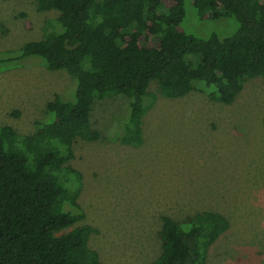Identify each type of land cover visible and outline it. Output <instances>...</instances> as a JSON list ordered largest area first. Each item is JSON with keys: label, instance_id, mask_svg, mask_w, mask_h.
I'll list each match as a JSON object with an SVG mask.
<instances>
[{"label": "trees", "instance_id": "trees-1", "mask_svg": "<svg viewBox=\"0 0 264 264\" xmlns=\"http://www.w3.org/2000/svg\"><path fill=\"white\" fill-rule=\"evenodd\" d=\"M35 2L57 16L41 39L0 57V66L35 57L76 86L73 97L57 94L46 103L33 132L0 125V264H104L89 244L97 230L82 224L83 174L71 164L77 140L101 137L91 124L95 102L127 98L117 137L134 147L144 141L142 120L158 97L196 91L230 105L247 80H264V0ZM189 7L200 22L227 18L236 27L227 35L191 32ZM228 229L219 212L162 215L160 253L151 264H206L210 246Z\"/></svg>", "mask_w": 264, "mask_h": 264}, {"label": "rangeland", "instance_id": "rangeland-1", "mask_svg": "<svg viewBox=\"0 0 264 264\" xmlns=\"http://www.w3.org/2000/svg\"><path fill=\"white\" fill-rule=\"evenodd\" d=\"M187 10L185 25L196 34L227 35L236 27L227 18L200 22ZM56 16L38 11L35 0H0V57L41 39ZM37 59L0 66V125L22 134L46 117L49 100L73 97L76 86L65 71H49ZM127 109L126 97L96 101L91 124L101 137L77 140L71 161L83 174L82 224L97 230L89 244L104 264H151L160 253L162 215L182 220L203 211L229 221L206 264H264V80H247L230 105L196 91L158 97L143 117L138 147L117 137Z\"/></svg>", "mask_w": 264, "mask_h": 264}]
</instances>
